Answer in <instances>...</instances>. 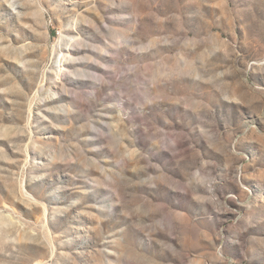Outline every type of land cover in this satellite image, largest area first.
<instances>
[{"label": "rangeland", "instance_id": "rangeland-1", "mask_svg": "<svg viewBox=\"0 0 264 264\" xmlns=\"http://www.w3.org/2000/svg\"><path fill=\"white\" fill-rule=\"evenodd\" d=\"M0 264H264V0H0Z\"/></svg>", "mask_w": 264, "mask_h": 264}]
</instances>
